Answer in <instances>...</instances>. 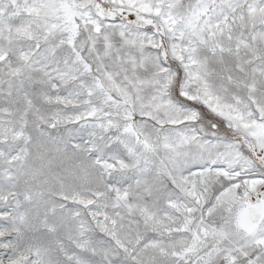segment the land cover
Instances as JSON below:
<instances>
[{
  "label": "snow or ice",
  "instance_id": "1",
  "mask_svg": "<svg viewBox=\"0 0 264 264\" xmlns=\"http://www.w3.org/2000/svg\"><path fill=\"white\" fill-rule=\"evenodd\" d=\"M0 264H264V0H0Z\"/></svg>",
  "mask_w": 264,
  "mask_h": 264
}]
</instances>
